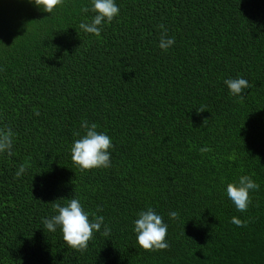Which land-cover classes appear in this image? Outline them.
<instances>
[{
    "label": "trees",
    "instance_id": "16d2710c",
    "mask_svg": "<svg viewBox=\"0 0 264 264\" xmlns=\"http://www.w3.org/2000/svg\"><path fill=\"white\" fill-rule=\"evenodd\" d=\"M115 3L97 36L80 28L91 0H0V264H264V0ZM240 74L236 96L224 80ZM85 120L111 138L110 167L73 162ZM241 175L259 185L244 212L225 190ZM71 198L110 229L84 251L43 225ZM147 207L165 249L137 244Z\"/></svg>",
    "mask_w": 264,
    "mask_h": 264
},
{
    "label": "clouds",
    "instance_id": "9594fccd",
    "mask_svg": "<svg viewBox=\"0 0 264 264\" xmlns=\"http://www.w3.org/2000/svg\"><path fill=\"white\" fill-rule=\"evenodd\" d=\"M31 2L44 12L51 13L53 8L62 3V0H31ZM84 11L95 13L91 22H82L80 28L88 33L100 35L102 28L118 15L119 8L115 0H91V8ZM166 29L159 40V47L167 51L175 44L174 37L166 35ZM224 84L230 93L236 96H243L245 88H251L252 84L247 76L240 74L224 80ZM201 110H207L201 108ZM81 128L85 129V134L73 142L71 147V158L73 162L82 170L92 168L110 167V152L113 147L111 138L104 132H98L97 125L88 121L81 122ZM10 133L0 138V151L10 147ZM259 185L248 175L239 176L235 182L226 185L227 197L232 201L237 211L247 210L250 197L249 192L258 189ZM55 214L43 220V225L48 231H56L59 227L63 240L67 247L77 251H84L88 247V241L92 239L94 232L101 231L107 236L110 229L104 224V217L96 215L89 220V213L83 208L81 202L76 198H71L66 204H53ZM169 219H176V211L169 212ZM232 223L242 226L243 222L232 218ZM133 232L136 235L137 244L145 250H162L168 247L165 239L168 224L163 217L151 207H147L137 213V218L133 221Z\"/></svg>",
    "mask_w": 264,
    "mask_h": 264
}]
</instances>
